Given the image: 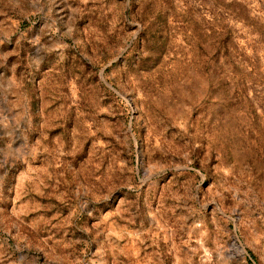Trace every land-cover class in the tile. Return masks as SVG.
Segmentation results:
<instances>
[{"label": "rangeland", "instance_id": "374dc122", "mask_svg": "<svg viewBox=\"0 0 264 264\" xmlns=\"http://www.w3.org/2000/svg\"><path fill=\"white\" fill-rule=\"evenodd\" d=\"M0 264H264V0H0Z\"/></svg>", "mask_w": 264, "mask_h": 264}]
</instances>
